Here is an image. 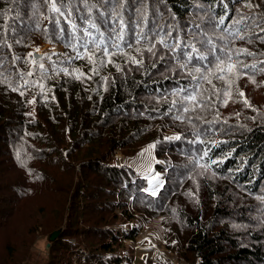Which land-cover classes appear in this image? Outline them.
I'll return each instance as SVG.
<instances>
[{"label": "trees", "instance_id": "trees-1", "mask_svg": "<svg viewBox=\"0 0 264 264\" xmlns=\"http://www.w3.org/2000/svg\"><path fill=\"white\" fill-rule=\"evenodd\" d=\"M251 2L260 7H234L245 15L264 13V0ZM198 3L215 0H63L65 17L55 24L45 0H0V264H33L36 257L35 264H124L131 253L124 254V234L115 224L128 216L129 205L160 218L165 238L177 240L193 264H264V43L252 36V43L231 44L255 53L240 59L256 68L242 69L246 75L236 81L226 106L215 100L213 108L191 114L197 128L211 129L200 137L169 111L177 99L174 89L188 83L177 77L175 62L166 50L164 59L136 51L148 46L143 39L135 44L141 30L161 36L171 30L191 39L187 30L206 22ZM117 14L126 25L125 41L112 50L117 52L113 64L93 74L86 59H65L75 56L65 46L72 40L68 19L78 25V37L90 19L100 30L89 29L93 36L103 32L107 38L119 23ZM39 44L49 46L39 56L48 69L44 79L28 56ZM63 67L91 78L77 80L58 71ZM29 71L36 75L27 79L38 83L21 89V96L12 87L23 83L18 73ZM152 143L165 164L156 168L166 178L155 198L131 165H116L113 158L117 149L130 157ZM204 150L217 161L208 172L193 164ZM201 163L211 160L204 157ZM114 231L121 239L105 241ZM128 237L133 239L134 231ZM39 238L46 240L42 257L31 249Z\"/></svg>", "mask_w": 264, "mask_h": 264}, {"label": "snow or ice", "instance_id": "snow-or-ice-1", "mask_svg": "<svg viewBox=\"0 0 264 264\" xmlns=\"http://www.w3.org/2000/svg\"><path fill=\"white\" fill-rule=\"evenodd\" d=\"M83 2L87 4V0H83ZM108 2L109 0H105V3ZM45 3L48 5L49 11L55 14L52 22L59 24V17H65L63 0H45ZM237 3H243V7L247 9L260 7L258 4H253L251 0H246V2L245 0H215V4L198 3L196 7L206 17V22L195 24L191 29L187 30L185 35L190 36L191 39H184L179 34L173 36L171 30L166 31L163 36L159 32H153L151 35H145L143 30L135 32L136 45H139L142 39L148 42L146 48H136L137 52L146 50L152 56L157 57V59H164L165 52L162 50H166V54L175 62L177 77L188 81L187 84H182L174 89L172 95L177 97V99L172 100L169 111L175 110L177 113L173 116L174 120H178L181 123L187 122L191 125L193 135L196 137L207 134L211 129L197 128L193 123L194 117L191 114L213 108L215 100H220L226 106L228 101L232 99V90L236 81L246 75L242 69L256 68L255 64L249 65L240 59L241 56H254L255 53L247 48H233L231 44L236 40H247L248 43H252V36L264 43V35H261V33H264V13L245 15L243 11L234 7ZM67 15L70 17L71 12ZM117 18L119 23L115 27L109 28L107 38H105L103 32H100L99 36H93L89 29H96L98 32L100 30L98 25L90 19L87 21L88 28L83 29V34L78 37L75 34L78 25L68 19L67 23L72 29V40L66 43L65 46L70 47L75 52V56H68L65 59L68 62L73 59H86L90 65H94L91 69L93 74H98L101 66L113 64L112 57L117 52L112 50L120 49L125 41V22L122 17H119V14H117ZM172 28L178 33L182 31L177 26H172ZM216 29H219V33H216ZM257 29L258 31H256ZM60 31L63 33L67 30L61 28ZM209 32H212L213 35L210 36ZM245 33L250 35H245ZM157 45L160 46L159 49ZM126 46L131 48L134 45L128 43ZM39 52L40 49L37 48L36 53ZM158 52L161 53L159 56H157ZM28 56L31 58L33 66L40 72L41 79L46 78L48 69L44 63L40 62L44 57H37L31 52L28 53ZM47 58L51 60V56H47ZM15 59H19V57ZM130 59L137 66L143 65L142 59H137L136 57H130ZM261 63H264V61H261ZM115 66L117 71L124 70L119 65ZM58 71L63 72L65 75H71L77 80L91 78L87 74L80 72L79 69L70 71L68 67H63L59 68ZM260 71L264 72V68H261ZM34 75L36 73L32 71L18 73L23 83L12 87V91H18L21 96H24L25 92L21 89H26L38 83L35 80L30 81L27 79V77H33ZM249 78L251 79V77ZM104 79L106 80L107 78ZM214 81L222 82L224 87L217 88ZM205 84L209 87L206 88ZM39 87L41 92H43L44 85L40 83ZM238 95L244 97L242 91H239ZM29 103H35V101H29ZM243 103L245 106L250 107L247 99H244ZM195 119L200 120L202 117L196 115ZM204 123L211 124L212 121L205 120ZM174 138L179 140L181 137L176 136ZM191 142L203 143L200 140ZM149 147L153 146L150 145ZM197 151L200 150L197 149ZM209 151L204 150L203 156L193 158V164L203 169L204 172L209 171L211 164L217 163V161L211 159ZM204 157H208L211 163H201ZM151 194L155 195L156 189H153Z\"/></svg>", "mask_w": 264, "mask_h": 264}, {"label": "rangeland", "instance_id": "rangeland-1", "mask_svg": "<svg viewBox=\"0 0 264 264\" xmlns=\"http://www.w3.org/2000/svg\"><path fill=\"white\" fill-rule=\"evenodd\" d=\"M39 53L35 56H41L49 48L48 45L39 44ZM174 138V137H173ZM152 145L153 147H149ZM116 165H131L137 172L140 178L146 181L145 192L151 197H157L159 192L166 185V178L159 174L156 165L165 166L163 161L158 160L155 154V144H147L135 155L126 157L121 149H117L113 156ZM153 189H156V194L152 195ZM128 216L120 218L115 226L122 234L112 232L105 237V241L116 237L125 245L124 254H133V258L137 260L126 259L124 264H193L189 261V257L185 256V252L178 247L177 240L169 241L165 238L161 219H152L150 216L141 215L138 210L131 205L128 206ZM116 214L122 216V211L116 209ZM115 229V228H113ZM134 231L135 237L130 239L128 235ZM126 236V237H125ZM46 240L39 238L36 244L31 248L33 253L42 257L45 255ZM154 245V247H153ZM134 251V253H133ZM37 261L34 258L33 264Z\"/></svg>", "mask_w": 264, "mask_h": 264}, {"label": "water", "instance_id": "water-1", "mask_svg": "<svg viewBox=\"0 0 264 264\" xmlns=\"http://www.w3.org/2000/svg\"><path fill=\"white\" fill-rule=\"evenodd\" d=\"M60 233H61L60 230L53 232V233L50 235V237H49V241H50V242L55 241V240L59 237ZM49 247H50V243L47 244V248H49Z\"/></svg>", "mask_w": 264, "mask_h": 264}, {"label": "built area", "instance_id": "built-area-1", "mask_svg": "<svg viewBox=\"0 0 264 264\" xmlns=\"http://www.w3.org/2000/svg\"><path fill=\"white\" fill-rule=\"evenodd\" d=\"M134 253V251H133ZM130 259L137 260V258H133V254H131Z\"/></svg>", "mask_w": 264, "mask_h": 264}, {"label": "bare ground", "instance_id": "bare-ground-1", "mask_svg": "<svg viewBox=\"0 0 264 264\" xmlns=\"http://www.w3.org/2000/svg\"><path fill=\"white\" fill-rule=\"evenodd\" d=\"M134 264V263H133Z\"/></svg>", "mask_w": 264, "mask_h": 264}]
</instances>
